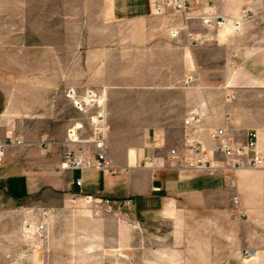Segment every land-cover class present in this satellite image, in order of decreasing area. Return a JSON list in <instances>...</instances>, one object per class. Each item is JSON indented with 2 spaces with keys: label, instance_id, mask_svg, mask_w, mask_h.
Listing matches in <instances>:
<instances>
[{
  "label": "rangeland",
  "instance_id": "1",
  "mask_svg": "<svg viewBox=\"0 0 264 264\" xmlns=\"http://www.w3.org/2000/svg\"><path fill=\"white\" fill-rule=\"evenodd\" d=\"M109 8L102 0H0V117H15V130L63 151L72 127H79L80 139L91 138L89 118L94 114L92 108L77 110L68 91L74 89L80 97L93 91L106 99L110 156L122 159L129 149L133 166L149 142L156 101L167 103L172 115L165 124L173 129L174 145L179 139L177 119L183 120L189 103L200 96L208 108L214 90L224 91V81L234 75L232 69L238 76L259 72L264 0L245 7L251 19L242 31L229 25L216 32L218 43L194 42L192 58L175 52L167 58L144 52L138 56L124 42V50L105 59L102 72L99 51L103 45H117L102 37L130 32V27L110 20ZM228 35L231 44L223 40ZM185 46L184 41L175 42L171 49ZM81 194L45 186L20 203L1 207L0 264H150L155 262L156 241L183 240L170 223L157 231L149 218L140 219L120 202L100 206L86 203Z\"/></svg>",
  "mask_w": 264,
  "mask_h": 264
},
{
  "label": "crops",
  "instance_id": "2",
  "mask_svg": "<svg viewBox=\"0 0 264 264\" xmlns=\"http://www.w3.org/2000/svg\"><path fill=\"white\" fill-rule=\"evenodd\" d=\"M102 1L110 7V20L130 27L128 34L102 37V41L117 44L110 49L108 44L106 49L103 45L99 51L102 72L107 67L105 59L109 54L124 50V42L129 43L138 56L144 52L167 58L175 52L188 59L192 58L195 45L189 35L202 42L196 45L219 42L220 35L216 32L220 29H208L199 20L184 21L180 15L171 12L152 15L148 0ZM199 1L203 5L213 4L215 11L231 19L238 17L241 10L252 3V0ZM174 32H177L176 36L172 35ZM223 40L232 42L230 35ZM181 41L185 42V49L173 51V43ZM200 53L198 49L197 56ZM256 64L259 72L253 70L251 75L238 76L232 69L234 75L224 81V91L221 87L214 90L213 102L208 108L200 96L195 104L189 103V111L183 120L177 119L180 121L177 128L179 139L174 145L170 135L173 129L165 124L173 120L172 115L167 110V103L156 101L155 124L150 126L149 142L142 149L141 156L134 158L133 166L130 165L129 149L123 151L124 158H112L122 167L129 166L127 173L64 170L62 159L66 149L62 151L45 144L42 138L32 139L21 134L12 126L15 117H0V138L10 136L23 142L20 146L8 147L0 161V208L20 203L35 189L45 186L110 199L115 204L130 199L131 209L140 219L149 218L150 225H154L157 231L161 224L170 223L173 232L178 234L179 231L183 239L156 241L152 245L155 262L150 264H264V169L233 172L236 188L232 189L223 181L228 171H200L173 159L170 154L172 149L183 152L186 135L202 141L212 151L211 131L226 128L241 138L247 132L256 131L257 151L264 157V56L259 57ZM161 89L168 90V87ZM201 89L197 83L198 95H201ZM223 96L225 100H221ZM162 104L164 108H157ZM189 116L199 118L197 128L185 125ZM151 158L154 160L149 162ZM216 159L223 160L221 157ZM48 171H52L51 174ZM77 179H82L81 187L76 185ZM234 196L239 198V205L233 204ZM238 211L244 216H238ZM246 249L255 251V255L244 257Z\"/></svg>",
  "mask_w": 264,
  "mask_h": 264
},
{
  "label": "built area",
  "instance_id": "3",
  "mask_svg": "<svg viewBox=\"0 0 264 264\" xmlns=\"http://www.w3.org/2000/svg\"><path fill=\"white\" fill-rule=\"evenodd\" d=\"M150 13L155 16L164 15L168 12L180 15L184 21L199 20L200 23L213 30H219L231 25L235 31L241 30L243 24L251 19L249 9L243 10L236 18H228L219 14L213 4L203 5L199 0H148ZM177 35V32L172 34ZM189 40L199 43L192 35ZM68 97L73 100V105L79 111L89 108L94 109V114L89 118L91 124V138L80 139L78 136L79 127H72L68 130L64 140L67 147L63 154L62 167L67 171H84L96 169L112 174L127 173L130 167H122L117 164L108 152L107 133L109 130L107 121L106 99L93 91H87L84 96H77L76 91H68ZM200 120L197 117L189 116L185 125L190 128H197ZM214 143L212 151H209L202 141L194 140L189 135L184 138L186 148L183 152L172 149L170 154L173 159H178L184 165L200 171H228L223 176V181L232 189L236 188V180L233 172L243 169H264V157L257 151L258 134L256 131L247 132L244 138L232 135L226 128H215L210 133ZM23 142L19 139L7 136L0 138V161L5 156V151L11 146H20ZM221 157L223 160H217ZM154 159H148L152 162ZM216 163V165H214ZM146 164V163H145ZM78 187L82 186V179L76 180ZM81 199L86 203L110 206L113 201L105 198L93 197L81 194ZM234 205H239V198H232ZM120 204L123 207L131 208L130 199H125ZM238 216H244L238 211ZM244 257L255 255V251L244 250Z\"/></svg>",
  "mask_w": 264,
  "mask_h": 264
}]
</instances>
